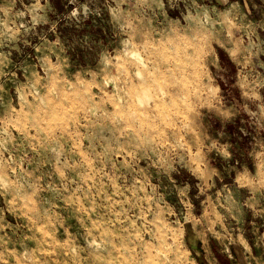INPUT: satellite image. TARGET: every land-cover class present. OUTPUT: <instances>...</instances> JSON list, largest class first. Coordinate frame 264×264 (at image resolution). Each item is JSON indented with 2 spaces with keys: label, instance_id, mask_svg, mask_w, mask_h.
<instances>
[{
  "label": "rangeland",
  "instance_id": "obj_1",
  "mask_svg": "<svg viewBox=\"0 0 264 264\" xmlns=\"http://www.w3.org/2000/svg\"><path fill=\"white\" fill-rule=\"evenodd\" d=\"M0 264H264V0H0Z\"/></svg>",
  "mask_w": 264,
  "mask_h": 264
}]
</instances>
